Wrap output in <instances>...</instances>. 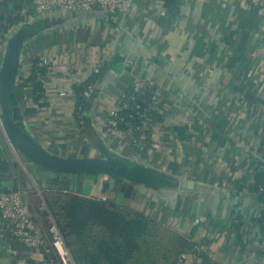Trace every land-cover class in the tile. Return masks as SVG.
<instances>
[{
    "label": "crops",
    "instance_id": "crops-1",
    "mask_svg": "<svg viewBox=\"0 0 264 264\" xmlns=\"http://www.w3.org/2000/svg\"><path fill=\"white\" fill-rule=\"evenodd\" d=\"M13 2L21 5L22 23L44 21L23 41L13 88L34 141L58 157L113 151L168 183L154 188L120 178L124 186L110 189L105 173L48 169L9 149L0 127V188L22 189L43 228L48 193L105 197L196 241L201 254L184 252L178 264H205L202 254L213 264H264L255 222L263 205L254 190L255 172H264V0H178L172 14L164 0H134L135 18L99 8L33 17L30 0ZM13 15L12 0L0 2V25ZM17 30L0 29V64ZM35 58L47 66L42 106L27 80ZM90 77L96 93L88 95L82 114L89 121L82 126L74 86ZM143 81L155 84L160 101L158 115L145 119L146 155L117 129H103L117 96ZM13 251L32 253L0 221V264H12Z\"/></svg>",
    "mask_w": 264,
    "mask_h": 264
},
{
    "label": "trees",
    "instance_id": "trees-1",
    "mask_svg": "<svg viewBox=\"0 0 264 264\" xmlns=\"http://www.w3.org/2000/svg\"><path fill=\"white\" fill-rule=\"evenodd\" d=\"M164 1L169 14H172L176 10L178 0ZM12 4L14 15L5 24L0 25V29L4 32L12 26L18 27L17 31L22 32L24 40L36 27L44 25V21L38 18L32 24L22 23L26 17L19 13L21 5L15 4L13 0ZM31 14L33 17L41 16L35 14L33 9ZM234 59L233 56L230 65L234 63ZM117 61L118 57H114L109 64ZM46 72L47 66L42 60L35 58L27 80L31 82L33 102L38 106L46 104L43 85ZM94 80L95 77H90L74 86L77 98L76 110L80 106L81 113L88 102V95L84 92L88 90L89 85H91V91L94 89ZM135 87L134 83L123 90L120 103H126L127 107L119 109L118 114L122 120L118 121L115 127L125 136L131 129L130 145L141 155H146L150 143L148 131L143 129L144 117L141 116V112L146 109V116L151 118H155L158 114L149 103L153 88L135 91ZM76 120L82 121V117ZM136 167L137 165H133L132 172L127 175L131 181L144 183L154 188H160L168 183L160 172L151 169L146 173L136 174ZM140 170L142 171L143 168L140 167ZM254 179V190L258 193L263 205L255 222L263 236L264 172L257 170ZM45 200L76 264H178L182 253H194L193 247L196 241L185 235L174 233L155 219L108 199L83 197L58 191L48 193ZM259 252L264 255V252ZM200 257L205 264H213L203 254Z\"/></svg>",
    "mask_w": 264,
    "mask_h": 264
},
{
    "label": "built area",
    "instance_id": "built-area-1",
    "mask_svg": "<svg viewBox=\"0 0 264 264\" xmlns=\"http://www.w3.org/2000/svg\"><path fill=\"white\" fill-rule=\"evenodd\" d=\"M4 1L7 0H0V2ZM30 1L34 13L37 15H44L55 10L80 11L89 10L92 8H99L105 13L120 18H135L138 14V10L134 5V0ZM98 71L99 68L95 67L94 72ZM135 86V91H142L144 88H153V94L149 103L151 108L156 110L160 101L158 99L157 87L155 84L149 81H143L135 83ZM90 92L91 85L88 86V90H86L84 94L89 95ZM122 96L123 91L117 96L108 112V116L103 126L104 130L117 129L115 125L118 121L122 120V117L119 116L118 111L120 108L127 107L126 103H120ZM77 109L78 110L75 112V117L81 118L82 113L79 110L80 106ZM141 116L144 117L142 122L144 128L145 119L147 118L146 109H143ZM78 122L81 123V120ZM0 127L2 128L1 116ZM101 134L103 135L102 132ZM131 134V129H129L127 136L123 134L129 143ZM3 135L8 148L15 150L4 133ZM102 199H105V197ZM0 221L6 224L9 233L14 239H16L25 249H29L32 252L20 254L17 251H13L14 257L12 264H76L51 213L49 211L46 212V227L43 228L34 218V216H32L28 211L24 201L22 189L0 188ZM193 248L195 255L199 256L202 252L200 245L196 243ZM258 250L264 252V235L261 236L260 242L258 244Z\"/></svg>",
    "mask_w": 264,
    "mask_h": 264
},
{
    "label": "water",
    "instance_id": "water-1",
    "mask_svg": "<svg viewBox=\"0 0 264 264\" xmlns=\"http://www.w3.org/2000/svg\"><path fill=\"white\" fill-rule=\"evenodd\" d=\"M23 34L16 31L11 35L6 43L3 60L0 64V116L1 125L5 136L11 145L23 155L35 163L52 170L76 172V173H105L108 178L109 188H122L119 179L125 182L131 181L127 178L132 172L133 165H137L135 172L146 173L151 170L145 163L135 162L132 159L123 157L113 151H105L103 157H58L45 148L37 144L32 138L27 127L21 118L20 106L14 100L13 88L16 85L19 74V55L23 44ZM96 90H92L90 98L95 95ZM89 121L86 112L82 114L81 124L86 125ZM100 139L102 136L99 134ZM140 167L143 170H140ZM132 174V173H131ZM193 184L188 183V187Z\"/></svg>",
    "mask_w": 264,
    "mask_h": 264
},
{
    "label": "rangeland",
    "instance_id": "rangeland-1",
    "mask_svg": "<svg viewBox=\"0 0 264 264\" xmlns=\"http://www.w3.org/2000/svg\"><path fill=\"white\" fill-rule=\"evenodd\" d=\"M40 211H42V210H40ZM40 211H39V212H40ZM41 213H42V212H41Z\"/></svg>",
    "mask_w": 264,
    "mask_h": 264
}]
</instances>
